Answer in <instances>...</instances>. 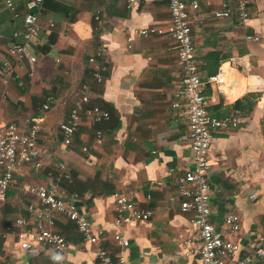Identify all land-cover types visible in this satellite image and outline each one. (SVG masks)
<instances>
[{"label":"crops","instance_id":"1","mask_svg":"<svg viewBox=\"0 0 264 264\" xmlns=\"http://www.w3.org/2000/svg\"><path fill=\"white\" fill-rule=\"evenodd\" d=\"M14 1L23 12L26 0ZM197 1L191 28L199 73L205 78L222 64L226 67L225 82L205 90L213 99L209 111L242 118L236 127L213 134L211 220L218 225L229 213L238 214L237 238L241 253H246L256 245L257 234L264 235V0H249L251 16L245 25L235 17L214 16L222 3L232 0ZM168 20L167 0H136L131 6L128 0H46L38 19L40 31L32 39L37 63L29 77V64L6 54L21 19H14L0 0V123L42 116L38 146L52 154L44 159L41 172L28 162L14 173L0 204V264H24L13 221L29 216L25 207L34 198L25 187L49 184L52 179L45 172L58 161L71 172L92 225L102 229L101 244L114 256L121 253L124 264H200L188 214L181 211L177 193L168 184L171 175L193 168L190 147L180 139L186 119L171 106L179 85L175 43L167 36L136 34L141 27L165 25ZM248 34L257 35L258 41L246 39ZM98 44L107 47L106 70L101 83L90 79L91 104L109 108L111 117L94 125L83 116L67 146L58 124L72 108L77 86L90 68L87 56ZM234 56L242 63H227ZM4 59L13 66L8 76L1 72ZM48 95L53 102L43 111ZM97 130L102 132L100 139ZM60 187L73 191L63 181ZM123 188L138 206L153 211L149 220L121 227L129 242L126 247L112 238L117 229L112 193ZM55 227L68 242L59 264H98L96 245L82 238L72 222L59 219ZM57 258L45 247L40 260L53 264Z\"/></svg>","mask_w":264,"mask_h":264},{"label":"built area","instance_id":"2","mask_svg":"<svg viewBox=\"0 0 264 264\" xmlns=\"http://www.w3.org/2000/svg\"><path fill=\"white\" fill-rule=\"evenodd\" d=\"M45 1L26 0L25 10L21 12L14 0H2V6L11 12L13 18L21 19V25L13 31L14 40L6 47V54L18 63L29 64V70L26 72L29 77L34 76V66L37 63L32 39L40 31L38 19ZM135 1L128 0L130 6ZM232 1V4L222 3L221 8L214 12V16L235 17L239 23L245 25L251 16L250 1ZM167 5L169 12L167 24L146 25L136 34L145 38L167 36L175 43L179 85L176 91L177 97L171 106L180 109L186 119V129L180 139L190 147L193 168L171 175L168 184L177 193L181 211L188 214V222L193 230L191 239L196 243L195 251L200 264H264V235L257 234L256 245L252 251L241 253V245L237 238L241 229L239 215L229 213L218 225L211 220V188L208 176L213 134L218 129L236 127L242 122V118L237 113L214 115L209 111L213 99L205 94V90L208 87L219 88L225 82L226 67L222 64L214 74L205 78L199 73L191 28V16L198 9V1L167 0ZM94 19L97 21L99 16L96 15ZM48 25L53 27L54 23L50 21ZM16 38L20 40H15ZM131 39L129 35L128 40ZM246 39L258 41L259 37L248 34ZM106 54V45L99 44L86 59L91 67V79L97 83H101L104 79L106 64L103 58ZM227 63L241 64V57H231ZM12 69L10 60L4 59L1 65L2 74L8 76ZM92 97L90 80L85 79L77 86L72 108L58 124L64 145L71 144L83 116L94 125L109 119L110 114L106 109L91 104ZM52 102L53 97L46 96L42 105L43 111L48 110ZM42 121L43 117L39 116L27 118L23 123L15 121L0 123V204L5 199L6 191L11 186L14 173L20 165L30 162L33 170L38 173L44 168V159L52 157L50 152H44L38 146ZM96 136L97 139L101 138V130L96 131ZM46 174L52 179L49 184L25 187V192L34 198L25 207L29 216H18L12 225L18 229L14 235L20 249L25 253L24 264H45L40 260L45 247H49L58 256L53 264L62 261L68 242L55 227L59 219L72 222L82 238L96 245L94 253L98 264H124L126 259L121 253L114 256L101 244L102 229L96 230L92 225L80 205L79 193L75 190L66 192L67 189L60 187L62 181L66 185L73 183L66 164L63 161L55 162L54 167L45 172ZM112 196L114 224L117 228L112 238L118 246L126 247L129 242L120 233L121 227L149 220L153 211L138 206L133 195L128 193L126 188L115 190ZM254 196V194L250 195L251 198ZM2 236L5 237L6 233Z\"/></svg>","mask_w":264,"mask_h":264},{"label":"trees","instance_id":"3","mask_svg":"<svg viewBox=\"0 0 264 264\" xmlns=\"http://www.w3.org/2000/svg\"><path fill=\"white\" fill-rule=\"evenodd\" d=\"M97 32V31H96ZM99 45V44H98ZM97 45V46H98ZM90 72H91V67L89 68V70L86 72V75H87V77L86 78H83L82 80H81V82L83 81V80H85V79H91V74H90ZM213 72H215V71H212V73ZM85 75V76H86ZM97 103V102H96ZM239 102H236V104H238ZM100 107L101 108H103V109H106L108 112H109V114H110V117H111V113H112V111L109 109V108H106V107H104V106H101L100 105ZM109 117V118H110ZM69 186V188L68 189H70V190H75L76 189V187L74 186V184L72 185V184H70V185H68Z\"/></svg>","mask_w":264,"mask_h":264}]
</instances>
